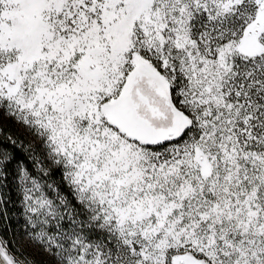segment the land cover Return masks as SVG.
Here are the masks:
<instances>
[{
    "label": "snow or ice",
    "instance_id": "6c2138e0",
    "mask_svg": "<svg viewBox=\"0 0 264 264\" xmlns=\"http://www.w3.org/2000/svg\"><path fill=\"white\" fill-rule=\"evenodd\" d=\"M0 264H264V0H0Z\"/></svg>",
    "mask_w": 264,
    "mask_h": 264
}]
</instances>
